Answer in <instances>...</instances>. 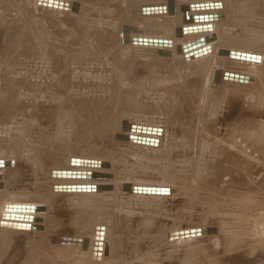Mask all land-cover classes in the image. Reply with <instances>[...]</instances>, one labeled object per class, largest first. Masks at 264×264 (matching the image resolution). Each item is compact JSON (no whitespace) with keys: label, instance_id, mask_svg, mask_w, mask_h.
I'll return each mask as SVG.
<instances>
[{"label":"bare ground","instance_id":"1","mask_svg":"<svg viewBox=\"0 0 264 264\" xmlns=\"http://www.w3.org/2000/svg\"><path fill=\"white\" fill-rule=\"evenodd\" d=\"M29 1L30 0H0V44L2 45L8 42H13V43L18 44V45L15 44L17 47L19 46L21 47L23 43L24 45H26V41L27 43L30 42L28 43L30 45L27 44L28 46H31L32 45L31 42H32L33 45H35V47H29V49L25 48L24 45L22 46L24 48L21 47L22 50L27 49V50H23L24 54L26 53L25 55L29 56L27 53H31V52H33L31 53V55L33 54L32 57H34V55H37V54H40V55L42 54L43 56L47 55V57L51 55L50 57H48V60L49 58L50 60H52L54 58L51 59V57L53 55L54 56L57 55V52H59L60 50H62L61 52H65L64 41H66V39L63 41L62 38H60L61 34L59 35L55 31L53 32L52 29H51L52 31H50L51 33L49 32V30H47L48 28L46 29L48 32L44 30L46 27L45 28L43 27L44 28L43 29L41 26L43 25L42 22H46V20H44L42 15L38 14L37 11L39 9H43V10L45 9L49 13L51 12L55 14L62 13L63 15L70 14V16L71 15L73 16L72 11L70 10V5L66 4L68 6V9L65 8L67 10L65 9L63 10L61 8L57 9V8L51 7L47 3V0H32L34 1V4H32L31 2L32 4V7H31L29 4ZM36 1L38 4H40V6L36 5ZM57 1L61 3H66V1L72 2L73 0H56V4L58 3ZM82 1L84 0H81V2ZM87 1L88 0H86V3L89 2ZM96 1L97 0H95V2ZM105 1L106 0L102 2H103V6L105 3L106 8L112 7L113 9L116 7V10H115L116 18L115 20H113V22L110 25L104 26L102 23L103 21L102 22L99 21L101 20L102 17L99 18V16L96 17L97 16L96 15L95 17L99 18V20L98 19L94 20L95 18L93 19L94 22L96 23L95 25H92L90 23L91 26H88V27L86 26L85 28H82V30L77 29V32L75 31V28L73 29V27L72 29H70L71 27H69V31H68L67 30L68 27H67L64 30V31L66 30L67 31L65 34L63 31V35H68L67 33L73 34L74 33L73 31H75L76 32L75 38H77L76 42L78 43L77 45L79 49V51L77 49V51L79 52L77 54L78 58L79 56L83 58L84 60L82 59V62L86 63V65L90 63L93 64V62L98 63L100 66L99 69H102L101 73L105 74V72H108V70L111 71V74L113 75V79L111 76L112 81L110 80V83L112 82L111 83L112 85L109 84L108 81L105 83L107 87L110 85L109 86L110 88L108 87L109 88L108 90L112 92V93L110 92L111 94L109 93L110 95L108 94L110 96L109 98L102 99V98H97L96 96H93L92 98H87V97L84 98L83 96L77 95L76 93L79 89L77 91L74 90V88L72 89L74 85H75V89L78 88V87L76 88L77 79L73 85L72 82H74V80L71 82L69 76L68 77L66 76V69L68 65L70 64L69 61L65 60L67 58H65L64 56V59L62 60L63 58L62 57L61 58L62 63L60 65L57 64L59 60H57L58 62H56L57 67L60 69L62 73V74L61 73L59 74L61 76L59 75L56 76V72H59V69L56 68V65L54 62L55 59L53 61L54 63L51 61L52 64L49 61L51 68H54L53 66L55 65L56 71L54 73L55 74L54 77L51 78L53 76L52 73L54 72L55 69L53 70L49 68L48 66L49 63H48V65L45 66L46 69L44 67L43 68L46 71L48 69L53 70V71L50 70L52 73L51 75L48 76V77L50 76L51 77L48 80L40 81L41 79H45V78H42L45 75L43 74L45 72L44 71L42 73L43 76L42 75H41L42 77L40 76L41 78L36 77V75H34L39 80L37 81L31 80V78L33 79L34 77L32 76L28 80V83L25 81L26 85L28 84L29 85L28 87L30 89L32 88L33 85H35L36 88L42 85L43 89H45L44 91H47L49 95L54 94V93L55 95H57L56 93H58L60 91L59 89H61L62 90L61 93L60 92L58 93V94H61L60 96L61 98H59L58 95L56 97L62 100L64 99V97L66 98V95H68V92H71L73 94L71 95L70 93L67 96L69 97L71 95L70 99L67 98V102L63 101V102H66L67 104L65 103V107L64 105L62 106L61 108L62 110L59 109V111H57L58 110L57 108H60L61 106L58 105L57 107L54 104V108L56 107V113L53 110V114L55 113V117L58 118L56 119L57 124H54V126L56 125V129L54 132H51V131L49 132V130L47 131L45 127H44L45 130H43V128L39 129L40 127L38 128V130H36L35 128H37L38 126L37 125L35 127L36 124L34 125L35 128L32 129V126L34 124L33 121L31 122L33 123L32 126H30L31 123L30 124H27L28 122L23 123L24 121H26L24 120L27 115L25 114L26 112L28 111L30 112L31 116L30 115L29 116L31 118L32 116H35L34 114L32 115V113H34L33 112L34 110L33 108H31L34 104L33 105L29 104L31 105V107L28 105V103H32V102L34 103V100L28 103H26L23 100L25 104L27 105L23 104L20 101V99H22V97L19 94L21 91L20 89H22V86L25 87V82H23V84L21 85V82L18 80V83H17L16 75L14 77L15 80L13 82L12 81L10 82V79L12 77H10L9 79L8 75L5 74L7 77L3 75L4 73L7 72V71H4L6 70L5 69L6 67L3 68L4 70H1L2 68H0L1 70L0 72L4 71L3 74L2 73L0 74V78L4 76V78L7 79L6 81L2 79L1 80L3 81V84L5 81V84L8 90L11 91L9 92L10 95L8 96L10 97L12 96V98L10 99L8 98L9 100H6L8 96L0 95V107H1L0 112L2 111V108H3V110L9 113V114H6L5 111H2L5 113L4 116L5 115L10 116L9 120H11V118H13L14 116L17 118H20V122H22L23 120L22 122L23 124L21 123L23 126L22 125L19 126V128L22 130L23 138L21 136L20 138L17 135H14L15 132L16 133L19 132L17 131L18 128L14 126L16 128V131L14 132L11 131L13 135L11 134V132H7L8 134H10L8 135L9 138L4 143L7 145L2 146L3 144L1 145V141H0V146H2V148L6 147L5 148L6 152L7 151L9 152L10 157H14V155L15 156L25 155L26 157L33 158L35 160L33 166L31 167L32 174H33V180L31 182L32 187H33L32 192L27 193L24 191L25 189L9 191L8 184L5 181L4 183L0 182L1 183L0 184V259L2 256H4L6 251L10 249L9 247L12 244L11 235L15 236L18 234L20 235L22 233L27 236L33 235L34 238L31 240L29 245H27L28 247L26 248V254L23 256V258L18 264H34V258L32 256L31 251H33L34 247L38 246V245L35 246L34 245L35 243L38 244V242L40 241L42 242L44 240H45L44 242L46 243V245L45 243L42 242L39 246L41 247V245L44 244L45 246L42 245L43 247L41 248H43V250L45 249L46 253L52 249V252L57 253L59 256L62 257V259L63 258L67 260L68 258L72 259L68 261V262L73 261V263L71 264H85V262L89 264H122L121 260L123 256H121V253L119 254L121 237L117 233H111V231L117 228L115 226H118V228H120L119 224L121 221L123 222V224H126V225L127 224L129 225V223H135V221L138 219L136 217H133L135 213H140L142 214V216L136 222L135 227L131 226L129 228L128 233H134L139 228H142V232H147L151 228L152 222H153L152 220L154 218V213H155V210L153 208L155 206H159V204H161L166 197L172 198L173 196H175V192H174L175 189H177L179 186L180 188H182L183 186L184 178L180 176L181 174L179 175L177 173L179 172V170L175 168L176 166H174V164L171 162V159H170L172 158L173 154L177 153L178 150H180V148L178 149V147L182 146V148H187V149L190 148L193 150H195L196 148L198 150V153L200 154V157L202 153L204 154L207 151V153H209L208 156H210L212 153V149L207 148V146L210 147V145L207 143V146H206L205 142L207 141L204 140L203 137L201 136L204 134L206 135L209 134L208 130L211 127V122L215 118L214 116L218 112V109L220 108L222 102L225 101L227 97L232 94H236V95L242 94L243 96H245L246 94L244 93L245 92L244 89L246 88L253 89V91L256 92L255 93L256 96L264 97V41H263L264 37L262 36V34L264 33V31L262 30V26L264 24L262 23L263 25L261 26L259 22L251 23L255 34L251 36L250 33L249 34L245 33L244 27L247 25V21L245 20L246 18L244 19V16H245L244 12H242L243 10L246 12L248 10V9L246 10L245 8L246 6L244 7L245 9H243L242 4H244V2L255 5L257 7L256 9L260 8L261 10H264V0H213L212 2L221 1V8L216 7L217 9L212 7L210 3L211 0H194L196 1L195 4H198V2H200V4L197 5L199 7L194 8L196 7V5H193V7L187 5L188 7L186 8V10L184 8V11L189 12L190 15L186 14L187 16L186 18L183 19L184 21L180 19L182 21L181 25H179L181 38L180 39L177 38L178 40H176L173 37V31L175 27L174 25L170 24V22L173 23V20L175 22V19H174L175 15H173L174 12L172 10L174 11L177 10L176 9L178 7L177 4L181 6L180 0H178L179 3L177 4H176V0H107L106 2ZM206 2H209V3L206 4ZM96 3H94V6H96L95 5ZM225 5H227L229 8L228 7L225 8ZM234 5L236 6L235 10L232 9V6ZM103 6L100 5V7H103ZM142 7L144 8V10L146 9L154 10V8H161L162 11L161 12L152 11V13L151 12L143 13ZM35 9L37 11H35ZM103 9L101 8V10ZM178 9L182 10L183 6L181 8L178 7ZM34 11L36 12V14L41 15V17L40 16L38 17ZM46 11H42V12L44 13ZM248 12H251V11L248 10ZM184 13H182L183 16L181 15L180 16L184 17L185 16ZM191 13L192 14L194 13V15H191ZM241 13L243 15V18H241L242 16L241 17L239 16V14ZM203 15L209 16L211 18L205 19L202 21L193 20L194 16L197 17V16H203ZM249 16L247 17V19L249 18ZM90 17L93 18L94 16H90ZM40 18L44 21L41 22ZM229 22L230 23L235 22L232 24H236L240 22L243 32H238V33L236 32L237 33L236 35L238 36L234 37L235 35L233 36V34L230 33V31L232 32V29H231L232 27L229 25L230 24ZM40 23L42 25H40ZM175 24H178V23H175ZM207 24L211 25L210 29L208 30H198V31H188L187 30V27L202 26V25L207 26ZM126 27L132 30L131 31L128 30L126 32L124 31L120 32L121 29L124 30ZM184 27L186 28V30L183 29ZM106 28H109V30L106 31ZM117 30L118 32H120L119 36H117V32H116ZM175 33H177L178 35V31ZM175 33L174 35H176ZM29 34H33V37L30 36ZM58 35H59V38H58ZM27 36L30 41L26 38ZM137 36L142 37V39L146 38L149 42H151V44L156 43V45H151L150 48H147L143 44H141V46L142 45L144 46V48H141L142 50L143 49L145 50V48H147L145 51H142V52H145L144 55L148 57L146 60H143L144 64L148 63V66L155 67L157 66L156 64H169L170 65L172 63L176 64L175 62H179L181 63L179 65L182 66V67L180 66L181 67L180 69L178 67L177 69H171L169 72L167 71V74L165 76V81L167 82V84H169L168 85L169 94L168 92L164 90V92L161 95L159 94L160 98L159 99L157 98L158 99L157 101L154 100V98L152 99L153 101L148 99L150 102L147 103L144 107L143 106L140 107L139 105L135 104V102L130 101L132 99L126 100L127 99L126 96L130 93V90L132 88L135 91L143 90L142 88L144 85L137 86V84H135L134 86H137V87L132 86L129 89L128 87L130 85L124 81L126 72L130 69L131 65L133 64V62L127 60L128 58L126 54H128V52L125 50L127 48H124V47L125 46L127 47V43L129 46V43L131 44L130 39H133V37L136 38ZM170 36H172L173 39L175 40L171 41L172 37ZM69 37L71 36L69 35ZM165 41H166V46L164 45ZM67 42H65L66 45H67ZM13 43H10L11 45L10 44L8 45L5 44V45L6 46L10 45L9 47H11ZM160 43L161 45H159ZM5 45L3 46L5 47ZM3 46H2V50H3ZM12 47L15 48L14 45ZM69 47H71V45ZM13 48H11L12 50L11 49L10 50L13 51ZM30 48H34L35 49L34 51L36 52H34L32 49H31V52H28ZM71 48L73 50V47ZM130 48L131 47L129 46L128 49ZM132 49L135 50L136 48H134L133 46L131 50ZM137 49H140V47L138 46ZM2 50L0 51L1 52L0 56L2 54ZM9 51H8V54L10 55L11 51L10 53ZM16 51H20V48L19 50L17 49ZM155 51L161 52L160 56L162 57L157 58L156 56H159V55L155 56L153 54L155 53ZM5 52L6 50L3 53L4 55L7 54ZM67 52L68 51H66V53ZM137 52H141V50L140 51L137 50ZM231 52H233V54ZM21 54L20 53L16 54L15 52V55L12 54V57L10 56L11 59H9V61H11L12 58L16 57V55L17 56L20 55L19 58L17 57V60L19 61L16 60V63L22 62L20 61V57L21 59L23 57V55L21 56ZM185 54H188V55L185 57ZM4 55L2 56L4 57ZM25 55L23 58L26 57V59H32V58H28ZM63 55L64 54H62V56ZM74 55H76V53H74ZM43 56L42 58H44ZM37 57L38 56H36V58ZM134 57L136 59L140 58V56L138 55H135ZM8 58L9 56L5 58L4 60ZM26 59H24V61ZM0 61H2V59H0ZM13 61L14 60H12V62ZM37 63L33 65L36 66L38 65ZM42 63H43V60H42ZM3 64H0V65L3 66ZM6 64L8 66L10 65L9 67H11V65L13 66L12 68L15 67L14 62H13L14 65L11 62L10 64L9 62ZM33 65H32V68L34 69L35 67ZM14 69L16 70L17 67H15ZM39 69H41L39 70V72H42L43 70L42 67ZM151 69H153V67ZM213 69L217 70L221 74L218 73L216 76L215 75L212 76L213 73H211V71ZM7 70H9V68H7ZM11 70H9V72L10 73L12 72L11 74H13L14 70L13 71ZM50 71L48 70L47 72H50ZM152 71L153 70H151L150 72ZM36 72H38V70H36ZM224 73L231 74V76L233 75V77L237 76V78L241 76L242 79L241 80H233V78L223 79ZM67 74H69V72ZM37 75H40V74H37ZM149 76L150 74L147 77L149 78ZM214 77L220 78L219 83L217 81H214ZM149 79H152V75L150 76ZM162 79L163 78H161V80ZM30 80L31 82H29ZM153 80L155 79L153 78ZM250 80L253 81L252 85H248V81ZM7 81H9L10 86L9 84L7 85L8 83ZM79 81L80 80L78 79V84L85 82V81L83 82L82 81L79 82ZM165 81H163V83ZM88 82L90 84H93L94 86L97 85L101 87L102 85L100 84H104L102 83L101 78L100 80L88 81ZM88 82L86 81L87 86H88ZM260 82H262V86H258V83ZM29 83H31V87ZM86 83L84 84L86 85ZM80 84H79L80 86L79 88H81ZM84 84L82 86L85 88L82 87V89L85 90L87 87L84 86ZM90 84H89V87L91 86ZM127 84H128V87H125ZM37 85L39 86L37 87ZM93 85L92 87H94ZM35 86H33V89ZM154 86H156V84ZM225 87H229L230 89L229 88L226 89ZM29 88L27 89V86H26V89H27L26 91L30 90ZM126 88L129 89L127 92L128 94L126 93L127 95L126 94H125L126 96L122 95L123 96L122 97L121 90L123 91V89L125 90ZM1 89L6 90V88L5 89L1 88ZM39 89L40 91L42 90L41 86ZM34 90L36 91V89ZM106 90L107 89H103V92ZM24 91H25V88H24ZM30 91L29 93H31ZM40 91H37V92L40 93ZM44 91L42 90L41 92H44ZM161 91L159 93H161ZM78 92L80 94L81 91L79 90ZM0 93L5 94L4 91H1ZM124 93L125 91L122 94ZM253 95L251 94L250 96L247 94L246 96L247 98H250V100H253V99L255 100ZM3 97H5V99H3ZM40 97L42 96L40 95ZM56 97H55V102H57ZM127 97L129 98V96ZM19 101L23 104V106H21L22 104ZM26 101H29V100L26 99ZM60 101L59 103L62 104L63 102L61 103ZM49 102H50V104L48 103L49 106L52 105L51 101ZM52 103H53V100H52ZM16 104L18 108H14ZM35 105H36V102H35ZM25 106H29V109L31 108V110H29ZM66 106L68 110L66 109L67 112L66 110L64 112V109L66 108ZM140 108H144V110H140ZM258 108H260L259 105H258ZM20 112L21 113L24 112L23 115H25V117L23 118L21 116L18 117L21 114ZM18 113L19 115L17 116ZM55 117L52 116L53 121ZM31 118H27V119H31ZM123 118H128V121L127 119L122 120ZM56 121L54 122L56 123ZM17 122L19 121L17 120ZM137 124L144 125L145 127L144 128L140 127L139 131H137L136 129H130V128L127 129V127H130V125L137 126ZM177 124L178 125L183 124L184 126H186L187 129H185V131H183V133L180 134L178 138H175L176 139L175 140L172 136H170V133L171 131H173L171 128ZM7 125L9 126V124H6V125L4 124V127ZM4 127L0 126L1 133L6 131L5 130L6 128H10V127H5V128ZM168 127H171V128L168 129ZM189 127H191L190 128L191 130L188 129ZM15 128L13 129L15 130ZM147 128H150V131L147 130ZM152 128H160L161 132L159 133L153 132L151 131ZM31 129L33 130V132H31L32 131ZM244 129H245L244 128V118L238 117L237 119L230 122L225 127L224 135L221 138L217 137L216 134L212 133L213 136L211 139V144L212 145L214 144L216 147L218 146L221 151L225 153L227 152L230 156L236 155L234 156V159L225 158L226 164H228L230 168L237 171V172H233L236 175L234 174L230 175L227 173L221 174L222 172H210L209 173L210 174L209 178L212 181V183H214L212 184V186L213 187L216 186L217 188L218 187L217 183H220L221 185L220 191L224 194V197H219V195L215 196L213 194V196L211 197V200L209 201V206L215 207V208H223L222 203L226 204V207H225L226 209L223 208L226 213L224 211H221V212H224L222 213L223 215H221V212L219 211L220 212L219 214L222 217L220 215L219 216L223 220L222 224L224 223L225 225H220V227H218L217 224L221 222V220H219L220 222L219 223L217 222L216 227L219 228L218 231L221 233L224 239L223 245H225L227 249L228 248L231 250L233 249L232 252L235 250L240 251V249L243 248L241 247V245L244 244V239L252 238L254 239V241H260V242L262 239H264V227L262 226L264 222V218H263L264 217V204H263L264 201L260 202L259 197H258V199L254 198L255 201L251 200L255 203L254 205L256 207H253V202L250 203L251 207L250 206L248 207V205L247 206L245 205L246 209L247 207L253 208L251 209L253 213L250 212L252 216H250V213L244 212L245 208H244V204H242L244 202V198L247 199V197H250L249 195L244 196V156L242 153L244 152V144L245 146L248 144V143H244ZM119 133L122 134V137L124 139L130 136L131 139L128 142V144L133 150H136V153H134V156L138 155V157L140 158L143 157V158L148 159V157L152 158V155L150 154L156 155L157 153L159 154L160 158L164 157L163 159L165 160L167 159V161L164 160L165 162L160 164V161H161L160 160L157 163L161 165L160 167L155 168L154 166H152V167H148L149 169L146 167L147 169H143V170L139 169L141 171L140 173L134 172L133 174L131 173L130 175H129L130 169L128 168V170H126L124 168L125 171L127 172H123L124 175H120L122 176V178L118 179L119 174L118 172L115 173V170H114L113 163L115 162L114 160L115 157L112 156V151L107 150L104 153L101 151L99 146L93 145L92 143L90 144V146L86 145V147L85 146L81 147L77 149V151L75 149L74 151H72V148H70V145H69L70 142L67 139V137L72 136L73 138L79 137L78 140L84 141V139L86 138L88 140V138L94 137L95 139L96 138L99 139V141H101V144H102L103 138L107 136L109 137L111 135L112 141L114 143L117 142L118 144L120 143V141L115 140L113 136ZM248 134H251L250 137H253L254 135H255L254 137H256L257 132L254 133V131H252V132H248ZM133 135L144 137V138H153V139L155 138L157 139V142L156 144H152V146L141 144V143L136 142V140H133V138L131 137ZM257 135L259 136V134ZM208 137L210 136L208 135L207 138ZM259 137L261 139L263 136H259ZM248 139L250 140V138ZM260 139L259 140L257 139V142L259 141L258 144L260 143ZM75 140L77 139L75 138ZM237 140H239V142L242 144V147H243V149L241 148L242 150L239 148H236L234 142H236ZM247 140L245 138L246 142ZM34 142L35 143L38 142V144H40L39 142H41L40 148L36 147ZM41 145L42 147L44 146V148H41ZM74 147L75 146H73V148ZM216 147H214V149ZM251 147L253 146H250L249 148ZM234 148L237 152H239V155L229 150V149H234ZM5 149L4 150L2 149V150L5 151ZM208 149H209V152H208ZM214 149L213 151L216 153ZM251 149L253 150V148ZM2 150L0 152H2ZM8 152L6 153V156H9ZM255 152H257V150ZM263 153L261 154L263 155ZM3 154L4 152H2V154L0 153V155H3ZM216 155L219 156L221 154L219 155L216 154ZM132 156L133 155H131V158ZM1 157L0 159L2 160L3 157L2 158ZM46 160H48V162H45ZM150 160L151 159H149V161ZM178 160L176 162L180 161ZM5 161L6 160L4 159V162ZM198 163L199 164L197 165H199V168L200 166L205 167L203 162L202 164H200L201 161H198ZM61 171H65V172L70 171V172H79V173L84 172V175L61 176L60 174H57V173H60ZM198 171H197V174H198ZM38 172L42 173L43 175L42 179L41 177L37 175ZM85 172L86 173L88 172L89 175H86ZM203 172L205 171L203 170ZM184 174L187 175L185 172ZM190 179L191 178L189 177L187 182H189L192 185L195 184V181H198V180H195V178L191 180ZM63 185L65 186L94 185L96 186V188L94 190H89V191H64V190H58L56 188V187H60ZM138 186L144 188L145 190L149 189V191L144 190L143 192L142 191L133 192L132 190L133 187H138ZM165 188L169 189L168 195H162L161 193L151 194L154 190L160 191V190H164ZM214 190L216 189L213 188V191ZM57 196H62L66 200L68 199L67 202H69V204L66 202L67 203L66 205L72 211L75 210L74 212H77L76 213L77 216H79V214H81L80 212L84 210L88 212L89 214H91V218H93L96 215L94 223L90 224L92 225V227L88 228V229H91L89 233L87 232L88 229H86V231L84 229L85 226L83 225L84 223H82L83 221L81 220L82 215L80 216V218L78 217L82 222L79 219L78 220L76 219L77 221L76 220L71 221V223L75 225V228H76L75 233L70 235V234H61L58 232V227L59 226L61 227L62 224L60 223V220L57 217L50 215L48 212V210L52 208L53 206V199L56 198ZM259 196H260V193H259ZM64 199L62 198L63 201ZM263 199L264 198L262 197L261 200ZM9 204L33 205L36 208L33 212L27 213L28 214L27 216H31L30 220H27V219L14 220V219H11L10 217H5L4 215H2V214H5V209H4L5 205H9ZM38 207H42L43 211L41 212L38 211ZM119 207H121V212H123V217L122 219L119 218L120 221L118 220L117 223H114L115 221L114 218L116 217L117 219V216L113 214V211L117 212L118 211L117 209ZM70 209H67V210H70ZM211 213L213 212L211 211ZM214 214L216 213L214 212L211 215H214ZM217 215L218 213L216 214V216ZM88 216L86 214L85 219ZM75 218H73V220ZM90 219L88 221H90ZM96 225H99V227L96 228L97 233H95ZM37 226L38 227L41 226L42 229L37 228ZM64 229H65V226H64ZM186 230H193V231L198 230L199 232H196L197 234H195L192 237H188V238H183V237L181 238V237L173 236V234L175 233L184 232ZM218 231L216 230V228H210V226L204 225V222H202L201 220L199 221V223L187 224L184 227L180 226L179 224H176V225L173 224L170 227L164 226L159 229L160 234H163V239L166 245H177V244L182 245L185 243H195V242L196 243L194 245H196L200 239H203V238L207 239L211 237L215 238L216 240L218 238V235H217L219 233ZM52 235L59 236V237L51 238ZM72 239L76 241L71 242ZM154 239L155 238L152 237V240ZM39 246L37 247L38 249L36 248L38 252L40 249ZM250 246L251 245H249V247ZM44 247L50 250L47 251V249ZM137 247L138 246H136L135 243L131 245L132 249L130 251L132 253V256L130 257L131 259L128 260L129 263L126 261L127 264H170V259L173 257L172 252L169 251L166 253L164 258L159 259L157 257V254L155 252H152V250L147 249L144 253H140L138 252ZM193 247L194 249H192V251H190L189 249L183 252V256H182L183 260L181 257L179 264H218L215 259H212L213 256L207 257L206 255H204V251L200 250V247H196V248L195 246ZM178 249L176 251H178ZM253 251H256V250H253ZM250 253L251 251L249 252V254ZM224 254L225 253H223V255ZM38 255L40 254L37 253V256ZM83 258H85V260H83ZM60 259L57 258V260H60ZM62 261H64V259Z\"/></svg>","mask_w":264,"mask_h":264},{"label":"rangeland","instance_id":"2","mask_svg":"<svg viewBox=\"0 0 264 264\" xmlns=\"http://www.w3.org/2000/svg\"><path fill=\"white\" fill-rule=\"evenodd\" d=\"M48 1V0H47ZM52 2H56V0H51ZM90 3H89V2ZM87 2L88 3H86V0H84V1H82L81 2V0L79 1V0H73L72 2H67L66 1V4L68 5H70V10L72 11V13H73V16L71 15L70 16V14H68L69 15V17H68V15H63L62 13V15L60 14V13H49L48 11H46L45 9L43 10V9H39V10H41V11H37L36 9H35V11H37V13L38 14H41L42 15V17L44 18V20H46V22H42V21H44V20H42L41 18V22H42V24L44 25H42L41 23H40V25H42L41 27L44 29V30H46L47 28V30H49V32L50 31H52L53 30V32L55 31L57 34H61V37L60 38H62V40L64 41L65 39H66V41H64V49H65V52H61L62 50H60L59 52H57V55H53L52 57H51V59L52 58H54L55 59V61H54V59H52V60H50V58H49V60H48V57H50V56H48L47 57V55H45V56H43L42 54L40 55V54H37V55H34V57H32L33 56V54L31 55V53H33V52H31V49L34 51L35 49L34 48H30V50L28 51V52H31V53H27L29 56H27V55H25L24 54V51L23 50H27V49H23L22 50V48H28L29 49V47H35V45H33V43L31 42V44L33 45H31V46H28V45H30V44H28V43H30V42H28L27 43V41H26V45H24V43L22 44V46L24 45V47H17L16 45H18L17 43H13V42H8V43H5L6 45H8V44H10V43H13L12 44V46L14 45L15 46V48H13L12 46L11 47H9V46H6L5 44H0V51L2 50V46L3 45H5V47L3 46V50H2V54H1V56L2 55H4L3 53H4V51L6 50V52L5 53H7L6 55H4V57L2 58L1 56H0V59H2V61H0L1 63L0 64H3V63H5V64H3V66L2 65H0V68H2L1 70H4L3 68L4 67H6L5 69L6 70H4V71H7L6 73H4V71H2V72H0V74L2 73H4L3 75L5 76V77H7L6 75H8L9 77V79H10V77H12L11 79H10V82L12 81H14L15 80V75H16V82L18 83V80L21 82V85L23 84V82H27L28 83V80L32 77V76H34V75H36V77H39V78H41L43 75H42V73L45 71V72H47L48 70L50 71L51 69H55V65H56V68H58L57 67V64L58 65H60L61 63H62V60L64 59V56H65V58H67V59H65V60H67V61H69V65H68V67H67V69H66V76L68 77L69 76V78H70V80H71V82L74 80V82H72V84L74 85V83L76 82V79H77V83H76V88L77 89H75V85L72 87V89L74 88V90H80L81 92H80V94H79V90L77 91V95H80V96H83L84 98H92L93 96H96L97 98H102V99H107V98H109L110 96V94L112 93L111 91H109L108 89L110 88L109 86V84H111L110 83V80H111V76H112V79H113V75L111 74V71H109L108 70V72H105V74L104 73H101L102 72V69H99L100 68V66H99V64L98 63H94L93 62V64L92 63H90V64H88V65H86V63H83L82 62V59L83 58H81L80 56H79V58H78V56H77V54L79 53L78 51H79V49H78V43L76 42L77 40V38H75V34H76V32H77V29H81L82 30V28H85L86 26L88 27V26H91V24L92 25H95L96 23L94 22V20H99V18H101V20H99V21H103L102 23H103V25L104 26H108V25H110L112 22H113V20H115V18H116V16H115V10H116V7L115 8H113L112 9V7L110 8V7H108V8H106L105 7V3H104V6H103V2L102 1H104V0H97L96 2H95V0L93 1V0H88ZM93 3H92V2ZM99 1H101V2H99ZM107 1V0H106ZM105 1V2H106ZM213 0H211V5H212V7H214V8H221V1H215V2H212ZM31 2H32V4H34V1H32V0H30L29 1V4H30V6L32 7V4H31ZM58 2V1H57ZM195 2L196 1H194V0H180V4H181V6H179V4H177V3H179V1L178 0H176V4H177V6L178 7H182L183 6V11L182 10H180V9H178V7L176 8L177 10H172L174 13H173V15H175V17H174V19H175V22H174V20H173V23L172 22H170V24H172V25H174V31H173V37L176 39V40H178V39H180L181 38V33H180V29H179V25H181V23H182V21L180 20V19H184V18H186V16L187 15H190V13L189 12H186V11H184V8H185V10H186V8L188 7V6H193V5H195ZM59 3V2H58ZM57 3V4H58ZM92 3V4H91ZM94 3H96L95 5L96 6H94ZM101 3V4H100ZM209 2H206V4H208ZM56 4V5H57ZM100 4V5H102L103 7H100V5H99V7H98V5ZM198 4H200V2H198ZM205 4V3H204ZM36 5L37 6H40V4H38L37 3V1H36ZM56 5H50L51 7H53V8H57V9H65V8H67L68 9V6L67 7H65V8H62V7H59V6H56ZM188 5V6H187ZM229 5V4H228ZM43 6V5H42ZM41 6V7H42ZM47 6V5H46ZM49 6V7H50ZM240 6V5H239ZM242 6H243V9H245L246 8V10L248 9L249 11H251V12H248V10H247V12L246 11H242V12H244V19L247 21V25L244 27V31H245V33H250V35L251 36H253L254 34H255V32H254V30H253V26H252V24L251 23H260V25L262 26L263 24H264V10H261L260 8V10L259 9H256L257 7L255 6V5H252V4H248V3H245L244 2V4H242ZM246 6V7H245ZM44 7H45V5H44ZM48 7V6H47ZM228 6L227 5H225V8H227ZM235 5L234 6H232V9L233 10H235ZM245 7V8H244ZM75 8V9H74ZM82 8V9H81ZM101 8L103 9V10H101ZM143 8V7H142ZM216 8V9H217ZM229 8V7H228ZM67 9H65V10H67ZM191 9H193V8H191ZM254 9H255V11H254ZM101 10V11H100ZM143 11V13H148V11L147 12H145L146 10H144V8L142 9ZM179 10V11H178ZM34 11V12H35ZM42 11H46V12H42ZM80 11V12H79ZM103 11H104V13H103ZM78 12V13H77ZM95 12H97V13H99V14H101V15H99V14H97V13H94ZM101 12V13H100ZM106 12V13H105ZM178 12V13H177ZM179 12H180V14H179ZM185 12V13H184ZM256 13V15H255V13ZM74 13H76V14H74ZM90 13V14H89ZM92 13V14H91ZM176 13V14H175ZM182 13H184V17H181V16H183V14ZM35 14H36V12H35ZM38 14H36L38 17L40 16L41 17V15H38ZM106 14V15H105ZM179 14V15H178ZM187 14V15H186ZM247 14H249V15H247ZM252 14V15H251ZM48 15H49V17H48ZM97 15V16H96ZM177 15V16H176ZM181 15V16H180ZM191 15H194V13L192 14L191 13ZM46 16V17H45ZM53 16V17H52ZM90 16H94L93 18L92 17H90ZM98 17L99 16V18H96V17ZM239 16L241 17V18H243V15H242V13L241 14H239ZM249 16V18L247 19V17ZM48 17V18H47ZM73 17V18H72ZM90 17V18H89ZM104 17V18H103ZM189 17V16H188ZM261 17V18H260ZM80 18V19H79ZM95 18V19H94ZM222 18V17H221ZM52 19V20H51ZM66 19H68V20H66ZM71 19V20H70ZM73 19V20H72ZM83 19V20H82ZM92 19V20H91ZM94 19V20H93ZM177 19V20H176ZM262 20V21H261ZM54 21V22H53ZM68 21V22H67ZM86 21V22H85ZM184 21V20H183ZM222 21V20H221ZM67 22V23H66ZM70 22V23H69ZM250 22V23H249ZM72 23V24H71ZM91 23V24H90ZM175 23H178V24H175ZM230 23V22H229ZM232 23H235V22H232ZM232 23H230L229 25L232 27L231 29H232V32L230 31V33L231 34H233V36L234 37H236V36H238V35H236L238 32H243V29H242V27H241V25H240V22H238V23H236V24H232ZM263 23V24H262ZM53 24H54V26H53ZM69 24V25H68ZM100 24V23H99ZM238 24V25H237ZM48 25V26H47ZM66 25V26H65ZM211 26L210 24H207V26ZM239 25H240V27H239ZM178 26V27H177ZM203 26V25H202ZM206 26V25H205ZM234 26V27H233ZM236 26V27H235ZM68 27V28H67ZM69 27H71L70 29H72V27H73V29L75 28V31H73L74 33L73 34H69V33H67L68 35H63V31L65 30V28H67V30L69 31ZM116 27V26H115ZM260 27V26H259ZM185 28V27H184ZM52 29V30H51ZM210 29V28H209ZM46 30V31H47ZM66 30V31H67ZM109 30V28H106V31H108ZM128 30H132V29H130V28H128V27H126L124 30L123 29H121L120 30V32H122V31H124V32H126V31H128ZM201 30H204V29H201ZM206 30H208V29H206ZM262 30L264 31V25L262 26ZM61 31V32H60ZM66 31H64V34L66 33ZM178 31V35H177V33H175V32H177ZM48 32V31H47ZM60 32V33H59ZM117 32V36H119V34H120V32H118V30L116 31ZM237 32V33H236ZM51 33V32H50ZM174 33L177 35H174ZM183 33V32H182ZM124 34V33H123ZM122 34V35H123ZM127 34V33H126ZM30 36H32L33 37V34H29ZM59 35H58V38H59ZM69 35L71 36V37H69ZM68 36V37H67ZM232 36V35H231ZM262 36L264 37V33L262 34ZM32 37H31V39H32ZM64 37V38H63ZM170 37H172V36H170ZM173 37H172V39H171V41H173V40H175V39H173ZM233 37V38H234ZM27 39H28V36L26 37ZM178 38V39H177ZM29 40V39H28ZM67 40H68V42H67ZM70 40V41H69ZM132 40V41H131ZM133 40H136V42L134 43L133 42ZM30 41V40H29ZM31 41H33V40H31ZM170 41V40H169ZM263 41H264V39H263ZM65 42H67V45H66V43ZM130 42H131V44L129 43V46L131 47V48H133V46H134V48H136L135 50H131V48L130 49H128L129 48V46H128V43H127V47L125 46L124 48H127V49H125L127 52H128V54H126V56H127V60H129V61H131V62H133V64L131 65V67H130V69L126 72V74H125V79H124V81L126 82V83H128L130 86L128 87V84L125 86V87H128L129 89L133 86V87H137V86H139V85H141V86H143V90H134L133 88L130 90V93L128 94L127 92H128V88H126L125 90L123 89V91L121 90V92L123 93L124 91H125V93L124 94H122L121 93V96L123 95H125L126 93L128 94H126L127 96H129V98L126 96V100H130V99H132V100H130V101H133V102H135V104H137V105H139L140 107H144L147 103H149L150 101L149 100H152L153 98H154V100H158L159 98H160V95L164 92V90L166 91V92H168V94H169V88H168V85L169 84H167V82L165 81V76H166V74H167V71L169 72L171 69H177L178 67H179V69L182 67L181 65H179V64H181V63H179V62H175L176 64H174V63H172V64H156L157 66H152L153 67V69H151L152 67H150V66H148V63H145L144 64V61L143 60H146L148 57L147 56H145L144 55V53L145 52H142V51H145L147 48H150V46L151 45H156V43H154V44H151V42H149L146 38H144V39H142V37H133V39H130ZM69 43V44H68ZM16 44V45H15ZM28 44V45H27ZM77 47H75L74 45ZM136 44H137V46H136ZM141 44H143L145 47H147V48H145V50L143 49H141V48H144V46L142 45L141 46ZM163 44V43H162ZM71 45V47H73V50H72V48L71 47H69ZM73 45V46H72ZM126 45V44H125ZM159 45H161V43L159 44ZM164 45L166 46V41L164 42ZM28 46V47H27ZM136 46V47H135ZM138 46L140 47V49H137L138 48ZM7 47V48H6ZM9 47V48H8ZM68 47H69V49H68ZM11 48H13V51H11L12 49ZM19 50V48H20V51H22V52H20V51H16L17 49ZM39 48V47H38ZM66 48H67V50H66ZM71 48V49H70ZM76 50H75V49ZM8 49V50H7ZM11 49V50H10ZM36 49H37V47H36ZM63 49V48H62ZM77 49H78V51H77ZM11 51V53H10V51ZM75 50V51H74ZM137 50L138 51H140L141 50V52H137ZM8 51H9V53H10V55L8 54ZM64 51V50H63ZM66 51H68L69 52V54H68V52L66 53ZM71 51V52H70ZM74 51V52H73ZM15 52H16V54H18V53H22L21 54V56L23 55V57H24V55L25 56H27L28 58H32V59H26V57L25 58H23L22 57V59H21V57H20V61H22V62H17L16 63V60H17V57L19 58V56L20 55H16V57H14V58H12V60H14L13 62L15 63V65L13 64V62H12V60L11 61H9V59H11L10 58V56L12 57V54H14L15 55ZM18 52V53H17ZM34 52H36V51H34ZM1 53V52H0ZM65 53H66V55H65ZM73 53V54H72ZM74 53H76V55H74ZM62 54H64L63 56H62ZM73 55V57H72V55ZM155 56L156 55H159V56H156L157 58H160V57H162V56H160L161 55V52H159V51H155V53H153ZM68 55V56H67ZM71 55V56H70ZM135 55H138V56H140V58H138V59H136L134 56ZM9 56V58L8 59H6V60H4L5 58H7ZM36 56H38L37 58H36ZM40 56V57H39ZM42 56L44 57V58H42ZM71 57V59H70V57ZM63 57V58H62ZM33 58H34V60H33ZM61 58H62V60H61ZM24 59H26L25 61H24ZM38 60V61H40V62H38V61H36V60ZM46 59V60H45ZM8 60V61H7ZM42 60H43V63H42ZM57 60H59V62L57 61ZM84 60V59H83ZM17 61H19V60H17ZM36 61V62H35ZM46 61V62H45ZM49 61L51 62H55V65L53 66L54 68H51V66H50V63H49ZM9 62V64H10V62L15 66V67H17V69L15 70L14 68H12L13 66L11 65V67H9L6 63H8ZM33 62V63H32ZM38 62V63H37ZM52 62H51V64H52ZM53 62V63H54ZM56 62H58L57 64H56ZM85 62V61H84ZM38 64V65H36V66H34L35 64ZM47 63V64H46ZM48 63H49V65H48ZM34 64V65H33ZM39 64H41V65H39ZM5 65H7V66H5ZM32 65L35 67L34 69L32 68ZM42 65H44V66H42ZM46 65H48L49 66V68H51V69H48L47 71L46 70H44V68H45V66ZM165 65H167V66H165ZM2 66V67H1ZM181 66V67H180ZM42 67V72H39V70H41V69H39V68H41ZM44 67V68H43ZM170 67H172V68H170ZM7 68H9V70H11V71H13L14 73L13 74H11L10 72H9V70H7ZM37 68V69H36ZM88 68V69H87ZM46 69V68H45ZM59 69V68H58ZM189 69V68H188ZM0 70V71H1ZM36 70H38V72H36ZM53 70H51V71H53ZM81 72H80V71ZM151 70H153L152 72H150ZM47 72V73H43V74H45V75H47V76H43L42 78H45V79H41L40 81H42V80H48L50 77H48L49 75H51V73L52 72ZM55 71H56V69L54 70V72L52 73V77L51 78H53L54 77V73H55ZM58 71V70H57ZM165 71V72H164ZM69 72V74H67ZM50 73V74H49ZM61 73V71H60V69H59V72H56V76L57 75H59ZM108 73V74H107ZM211 73H213V75L212 76H216L219 72L217 71V70H212L211 71ZM216 73V74H215ZM6 74V75H5ZM37 74H40V75H37ZM62 74V73H61ZM73 74V75H72ZM77 74V75H76ZM150 74V76L152 75V79H149L150 78V76H149V78L147 77L148 75ZM219 74H221V73H219ZM42 75V76H41ZM75 75V76H74ZM147 75V76H146ZM4 76H2L1 78H0V80L2 79V80H7V79H5L4 78ZM41 76V77H40ZM59 76H61V75H59ZM110 76V77H109ZM156 76H158V77H156ZM159 76H161V77H159ZM35 76L33 77V79L31 78V80H39L38 78H36ZM34 78H36V79H34ZM73 78V79H72ZM100 78H101V80H102V83H106L107 81L109 82V84H107V85H109L108 87L106 86V84L104 85V84H100V85H102V87L101 86H94L93 84H90L88 81H96V80H100ZM103 78V79H102ZM108 78V79H107ZM145 78H147V79H144ZM153 78L155 79V80H153ZM161 78H163L162 80H161ZM78 79L80 80L79 82H83V81H85L84 83H86V81L88 82V86H87V83H86V85L84 84V83H79L80 85H81V88H79L80 86H79V84H78ZM105 79V80H104ZM224 79V78H223ZM0 81V82H2V83H0V89L1 88H3V89H5L6 88V90H7V92H6V90H2L1 89V91H4L5 92V94H3V93H0V95H3V96H8V95H10L9 94V92H11V91H9L8 90V88H7V86H6V84H5V81H4V84H3V81ZM31 80L29 81V82H31ZM143 80V81H142ZM152 80V81H151ZM167 80V79H166ZM103 81H105V82H103ZM112 81V80H111ZM142 81V82H141ZM145 81V82H144ZM160 81V82H159ZM163 81H165L164 83H163ZM214 81H217L218 83H219V81H220V78H217V77H214ZM8 83H7V85L9 84V86H10V83H9V81H7ZM19 82V83H20ZM26 82H25V87H23L22 86V89H23V91H22V89H20L19 91H20V96L22 97V99H20V101L23 103V104H25V102L26 103H28V102H32L33 100H34V103L32 102V103H28V105L29 104H31V105H33L32 107H31V105H29L31 108H33V112L34 113H32V115L34 114L35 116H36V118H35V116H32V118L30 117L31 115H30V112L28 111V112H26L25 114H27L26 115V118L24 119V120H26V121H24L23 122V120H22V118L23 117H25V115H23V113L24 112H20L21 114L19 115V113L17 114V116L18 117H22L21 118V120H22V122L23 123H26V122H28L27 124H30L32 121H33V123H31L30 124V126H32V124H33V126H32V129H34L37 125V128H35L36 130H38V128L39 129H42L43 128V130H45L44 129V127L46 128V130L48 131L49 130V132L51 131V132H54L55 131V129H56V125L54 126V124H57V121H56V119H58V118H56L55 117V113H56V107L54 108V104L58 107V105H60L61 107L60 108H57L58 110L57 111H59V109H61L62 108V106L64 105V107H65V103L67 102V98H69L70 99V96L73 94V93H71V92H68V95L71 93V95L69 96V97H67L68 95H66V98L64 97V99L62 100V99H59V98H61L60 96H61V94H58L59 92L61 93V89H59L57 92L58 93H56L57 95H58V97L59 98H57L56 96L57 95H55V93L54 94H51V95H49V93L47 92V91H44L45 89H43V87H42V85H40L41 86V89L44 91V92H41L40 91V86L39 85H37V87L38 88H36V86L35 85H33V86H35L34 87V89H36V91L33 89V86H32V88L30 89L28 86V84L26 85ZM144 82V83H143ZM156 82V83H155ZM132 83V84H131ZM141 83V84H140ZM147 83H148V85H147ZM152 83V84H151ZM3 84V85H2ZM30 84V87H31V83H29ZM84 84V86H86L87 88L84 90V89H82V85ZM89 84L91 85L90 87H89ZM135 84H137V86H134ZM146 84V85H145ZM156 84V86H154ZM253 84V81H248V85H252ZM6 87H5V86ZM78 85V86H77ZM92 85L94 86V87H92ZM112 85V84H111ZM166 85H167V87H166ZM8 86V87H9ZM26 86H27V89L29 88L30 90H28V91H26L27 89H26ZM104 86H105V88H104ZM161 86V87H160ZM258 86H262V82H260V83H258ZM231 87V86H230ZM10 88V87H9ZM24 88H25V91H24ZM83 88H85V87H83ZM226 89L227 88H229V87H225ZM34 90V92H33V90ZM71 89V90H72ZM103 89H107L106 91H104L103 92ZM162 91H161V90ZM230 89V88H229ZM73 90V91H74ZM127 90V91H126ZM133 90V91H132ZM151 90V91H150ZM161 91V93H159L160 91ZM0 91V92H1ZM29 91L31 92V93H29ZM37 91H40V93H38ZM65 91V90H64ZM63 91V92H64ZM244 93L247 95H250L251 96V94L254 96V98H255V100L253 99V100H250V98H247V96L245 95V96H243L242 94H238V95H236V94H232V95H229L228 97H227V99L225 100V101H223L222 102V104H221V106H220V108L218 109V112L215 114V118L213 119V121L211 122V127L209 128V130H208V132H209V136L210 137H208L207 138V136L208 135H206V134H204V135H202L201 137H203V139L204 140H206L207 142H205V145L207 146V143L210 145V147H208L207 146V148H209V149H212V153H211V155L210 156H208L209 155V153H207V151H206V153H202L201 154V157H200V154L198 153V150L195 148V150H193V149H187V148H182V146L181 147H178V149L180 148V150H178V152L177 153H175V154H173L172 155V158H170L171 159V162L174 164V166H176L175 168L176 169H178L179 170V172H177L182 178H184V183H183V186H182V188H180V186L177 188V189H175V196H173L172 198L171 197H169V198H165L164 200H163V202L161 203V204H159V206H155L153 209L155 210V213H154V218H153V222H152V226H151V228L147 231V232H142V228H139V229H137L134 233H128V230H129V228L132 226V227H135V224H136V222L138 221V219L142 216V214H140V213H135L134 215H133V217H136V218H138L136 221H135V223H129V225L127 224H123V222L121 221L120 222V224H119V226H120V228H118V226H115V227H117V228H115L113 231H111V233H117L118 235H120V237H121V241H120V249H119V254L121 253V256H123L122 257V260H121V263L122 264H127V262L129 263V261L128 260H130L131 258V256H132V253H131V245L132 244H134L135 243V245L136 246H138L137 248H138V252H140V253H144L147 249H150V250H152V252H155L156 254H157V257L160 259V258H164L165 257V255H166V253L167 252H172V254H173V257L170 259V264H179V262H180V260H181V257L183 256V252L184 251H186V250H189L190 249V251H192V249H194V247L193 246H195V248L196 247H200V250H203L204 251V255H206L207 257L208 256H213V258L212 259H215L216 260V262L218 263V264H264V247H262V246H264V239H262L261 240V242L260 241H254V239H252V238H249V239H244V244L243 245H241V247H243L242 249H240V251H237V250H235V251H233L232 252V250L231 249H227L226 247H225V245H223L224 244V239H223V237H222V235H221V233L218 231V227H220V225H225L224 223L222 224V222H223V220H222V216L221 215H223L222 213H224L225 211H224V209H226L225 207H226V204L225 203H222V207L224 208H215V207H211V206H209V201L211 200V197L213 196V194L215 195V196H218L219 195V197H224V194L220 191L221 189V185H220V183H217V185H218V187L216 188V186L215 187H213L212 186V184H214V183H212V181L210 180V172H222L221 174H224V173H227V174H230V175H232V174H234V175H236L235 173H233V172H237V171H235L234 169H232V168H230L229 167V165L228 164H226V161H225V158H229V159H234V156H236V155H229L227 152L225 153V152H223V151H221L220 150V148L217 146H215L214 144L212 145L211 144V139H212V133L213 134H216V136L217 137H219V138H221L223 135H224V131H225V127L230 123V122H232V121H234L235 119H237L238 117H242V118H244V143H248L246 146H245V144H244V152L242 153L243 154V156H244V196H246V195H249L250 197H247V199L246 198H244V202L242 203V204H244V208L246 209V207H245V205L247 206L248 205V207L250 206L251 207V202H253V201H255V199L254 198H257L258 199V197H259V201L260 202H262V201H264V199L263 200H261L262 199V197L264 198V97H258V96H256V92L255 91H253V89H244ZM21 92H22V94H21ZM46 92V93H45ZM63 92H62V94H63ZM106 92V93H105ZM111 92V93H110ZM7 93V94H6ZM48 93V94H47ZM110 93V94H109ZM44 94V95H43ZM81 94H83V95H81ZM109 94V95H108ZM132 94V95H131ZM147 94V95H146ZM160 94V95H159ZM11 95H12V93H11ZM40 95L43 97H40ZM54 95V96H53ZM141 95V96H140ZM39 96V97H38ZM122 96V97H123ZM51 99H50V98ZM55 97H56V99H57V102H55ZM162 97V96H161ZM243 97H244V99H243ZM246 97V98H245ZM10 98H12V96L10 97V96H8L7 98H6V100H9ZM34 98H36V99H34ZM40 98V99H39ZM145 98V99H144ZM158 98V99H157ZM3 99H5V97H3ZM26 99L27 100H29V101H26ZM32 99V100H31ZM149 99V100H148ZM25 102H24V101ZM52 100H53V103H52ZM62 103L63 101H66V102H63L62 104H60L59 103V101ZM19 101V102H20ZM49 101H51V104L52 105H50V106H52V107H50L49 106V104H50V102ZM153 101V100H152ZM259 101H261V102H259ZM20 102V103H21ZM35 102H36V105H35ZM37 102H38V104H37ZM127 102V101H126ZM21 103V104H22ZM49 103V104H48ZM260 103V104H259ZM263 103V104H262ZM23 104L21 105V106H23ZM41 104V105H40ZM67 104V103H66ZM262 104V105H261ZM25 105H27V104H25ZM256 105H257V107H256ZM258 105H259V107L260 108H258ZM19 106H20V104H19ZM29 106H25V107H27L28 109H29ZM34 106H35V108H34ZM262 106V107H261ZM63 107V108H64ZM14 108H18L17 107V104L15 105V107ZM31 108L29 109V110H31ZM0 109H1V107H0ZM36 109V110H35ZM67 109V106H66V108L64 109V112H65V110ZM53 110H54V114H53ZM62 110V109H61ZM68 110V109H67ZM67 110H66V112H67ZM140 110H144V108H140ZM2 111H5V110H3V108H2ZM0 112V126H3L4 127V124L6 125V124H9V126L7 125V126H5V127H10V128H6L5 130L6 131H4L3 133H1L0 132V137H2L3 139H4V141H3V139L2 138H0V141H1V145L2 146H4V145H7V144H4L6 141H7V139L9 138V136L8 135H10V134H8L7 132H14V131H16V128H18L17 129V131H19L18 133H14V135H17L18 137H22L23 138V136H22V130L19 128V126L20 125H22L23 123L22 122H20V118H17V117H13V118H11V120H9L10 119V116H4V112ZM6 112V111H5ZM6 114H9V113H7L6 112ZM53 114V115H52ZM30 115V116H29ZM29 116V117H28ZM52 116H54L55 118H54V121H56V123L53 121V118H52ZM9 117V118H8ZM125 117V116H124ZM130 117H132V116H130ZM130 117H129V119H130ZM27 118H31V119H27ZM3 119V120H2ZM7 119H8V121H7ZM15 119H16V121H15ZM33 119V120H32ZM126 120L127 119V121H128V118H123L122 120ZM13 120V121H12ZM17 120L19 121V122H17ZM28 120V121H27ZM12 121V122H11ZM17 122V123H15V122ZM10 122V123H9ZM11 123H12V125H11ZM17 125H15V124ZM20 123V124H19ZM22 123V124H21ZM36 124V125H35ZM34 125H35V127H34ZM15 128V130L12 128ZM15 126V127H14ZM23 126V125H22ZM21 126V127H22ZM26 126V125H25ZM29 126V125H28ZM137 126H139V127H145L144 125H141V124H137ZM183 126V127H182ZM4 127V128H5ZM12 128V129H11ZM24 128V127H23ZM171 127H168V129H170ZM191 127H189L188 129L189 130H191L190 129ZM259 128V129H258ZM11 129V130H10ZM31 129V130H32ZM157 129V128H156ZM173 131H171V133H170V136H172L174 139L175 138H178V136L180 135V134H182L183 133V131H185V129H187L186 128V126H184L183 124L181 125V124H177V125H175L174 127H172L171 128ZM247 129H249V130H247ZM8 130H10V131H8ZM21 130V131H20ZM35 131V130H34ZM252 131H254V133H256L257 132V134H259V136H263L261 139H260V137L256 134V137H250L251 136V134H248V132H252ZM11 132V134L13 135V133ZM31 132H33V130L31 131ZM262 132V133H261ZM261 133V134H260ZM246 135V136H245ZM249 135V136H248ZM8 136V137H7ZM135 135H133V136H131L132 138L134 137ZM248 136V137H247ZM20 137V138H21ZM114 137V139L115 140H119L120 141V143H118L117 144V142H113L112 141V139H111V135L108 137H104L103 138V143L101 144V141H99V139H95L94 137H92V138H88V140H87V138L86 139H84V141L83 140H78V138L79 137H67V139L69 140V145H70V148H72V151H74V149L77 151V149H79V148H81V147H86V145H89L90 146V144L92 143L93 145H96V146H99V148L101 149V151L102 152H106L107 150H110V151H112V156L113 157H115L114 158V160H115V162L113 163V165H114V170H115V173L116 172H118V179L119 178H122V176H120V175H124L123 174V172H127V171H125V169L126 170H128V168L130 169L129 170V175L132 173H134V172H136V173H140L141 171L140 170H143V169H147L148 167H152V166H154L155 168L156 167H160L161 165L160 164H162L163 162H165V161H167V159L165 160V159H163L162 157V159L160 158V156H159V154H157L156 153V155H153V154H150V152H149V154L150 155H152V158L151 157H148V159H146V158H143V157H138V155L136 156H134V153H136V150H133L131 147H130V145L128 144V142L130 141V136L128 137V138H126V139H124L123 137H122V134L121 133H119V134H116V135H114L113 136ZM137 137H140V136H135V138H137ZM75 138L77 139V140H75ZM140 138H144V137H140ZM245 138H246V140L248 139V138H250V140L248 141L247 140V142L245 141ZM2 139V140H1ZM153 139V138H152ZM253 139V140H252ZM257 139L259 140L260 139V143L258 144V142H257ZM73 142H72V141ZM154 140H157V139H155L154 138ZM176 140V139H175ZM256 140V141H255ZM261 140H262V142H261ZM252 141V142H251ZM84 142V143H83ZM157 142V141H156ZM210 142V143H209ZM255 142V143H254ZM257 142V143H256ZM35 143V142H34ZM37 143V144H36ZM35 143V146L36 147H39L40 148V144H41V142H39L40 144H38V142H36ZM138 143H141V144H145V145H151L152 146V144H150V143H145V142H138ZM85 144V145H84ZM117 144V145H116ZM128 144V145H127ZM156 144V143H155ZM234 144H235V146H236V148H239V149H243V147H242V144L239 142V140H237L236 142H234ZM255 145V147H254V145ZM80 145V146H79ZM120 145V146H119ZM212 145V146H211ZM260 145V146H259ZM2 146H0V151L3 149H5L6 147H3L2 148ZM73 146H75L74 148H73ZM250 146H253V147H251V148H253V150L251 149V148H249ZM213 147V148H212ZM214 147H216L215 149H214ZM258 147V148H257ZM262 149H261V148ZM41 148H44V146L42 147V145H41ZM182 149H183V151H182ZM209 149H208V152H209ZM213 149L216 151V153L213 151ZM241 149V150H242ZM2 150V152H4V154H5V156H4V154L3 155H0V157L2 156H4L3 157V161L1 160L0 161V182H2V183H4V181L8 184V187H9V191H16V190H24L25 192H27V193H30V192H32L33 191V187H32V184H31V182H32V180H33V174H32V166H33V164H34V162H35V160L33 159V158H28V157H26L25 155H14V157H10V154H9V152H8V154H9V156H6V149H5V151H3ZM127 150V151H126ZM229 150H231L232 152H235V154H237V155H239V152H237L236 150H235V148L234 149H229ZM257 150V152H255ZM75 151V152H76ZM2 152H0L1 154H2ZM6 152V153H5ZM183 152V153H182ZM221 152H223V153H221ZM254 152V153H253ZM201 153V152H200ZM215 153V154H214ZM261 153H263V155L261 154ZM7 154V155H8ZM113 154H115V155H113ZM216 154H221V155H219V156H217ZM129 155V156H128ZM131 155H133L132 156V158H131ZM215 157H214V156ZM24 156V157H23ZM156 156V157H155ZM1 157V158H2ZM5 157H7V158H5ZM10 157V158H9ZM118 157V158H117ZM119 157H121V158H123V159H121V158H119ZM12 158V159H11ZM208 158V159H207ZM4 159L6 160L5 162H4ZM10 159V160H9ZM120 159V160H119ZM149 159H151L150 161H149ZM155 159V160H154ZM157 159V160H156ZM180 161H179V160ZM137 160V161H136ZM161 160V161H160ZM165 160V161H164ZM175 160V161H174ZM179 161V162H176V161ZM212 160V161H211ZM31 161V162H30ZM119 161V162H118ZM120 161H121V163H120ZM155 161V162H154ZM160 161V164H157L158 162ZM198 161H201V163L200 164H202V162L204 163V166L205 167H207V168H205V167H203V166H200V168H199V165H197V164H199L198 163ZM45 162H48V160H46ZM123 162V163H122ZM127 162V163H126ZM181 162V163H180ZM185 162V163H184ZM152 163V164H151ZM207 163V164H206ZM178 164V165H177ZM206 164V165H205ZM212 166V168H211V166ZM210 166V167H209ZM138 167V168H137ZM147 167V168H146ZM179 167H181V168H179ZM196 167H197V169L199 170H197L196 169ZM208 167H209V169H208ZM125 168V169H124ZM204 168V169H203ZM140 169V170H139ZM149 169V168H148ZM200 169H202V170H200ZM136 170V171H135ZM203 170L205 171V172H203ZM210 170H212V171H210ZM197 171H198V174H197ZM183 172V173H182ZM184 172L188 175H185L184 174ZM196 172V173H195ZM200 173V174H199ZM263 173V174H262ZM183 174H184V176H183ZM195 174H196V176H195ZM202 174V175H201ZM39 177H41V179L43 178V175H42V173L41 172H38V174H37ZM190 175V176H189ZM201 175V176H200ZM194 176V177H193ZM198 176V177H197ZM191 178V179H193V178H195V180H198V181H195V184H190L189 182H187V180H188V178ZM202 177V178H201ZM200 178V179H199ZM190 179V180H191ZM1 184V183H0ZM193 186H195V187H193ZM127 188V187H126ZM180 188V189H179ZM213 188H215L216 190H214L213 191ZM28 189V190H27ZM233 190H235V189H233ZM76 191H78V190H76ZM79 191H82V190H79ZM163 191V192H162ZM166 193H165V192ZM124 192V191H123ZM155 194V193H161L162 195H168L169 194V189L168 188H165L164 190H158V191H153L151 194ZM253 193H255V194H253ZM259 193H260V196H259ZM233 194V193H232ZM258 194V195H257ZM61 197V198H60ZM62 198L64 199V197H62V196H57L56 198H54L53 199V206H52V208H50L49 210H48V212H49V214L50 215H53L54 217H57L59 220H60V223L62 224L61 225V227L59 226L58 227V232L59 233H61V234H73V233H75V230H76V228H75V225L73 224V223H71V221H75L76 219L78 220L79 218H80V216H81V220L83 221H81L80 219V221L82 222V223H84L83 225L85 226L84 227V229H85V231H86V229H88V228H91L92 227V225H90L91 223L93 224L94 223V221H95V216L93 217V218H91V214H89L88 212H86L85 210V212L84 211H82L83 212V214H82V212H80L81 214H79V216H77L76 215V213L77 212H74V211H72L66 204L68 203L69 204V202H67L68 201V199L66 200V199H64V201L62 200ZM66 200V201H65ZM223 200V199H222ZM251 200H253V201H251ZM58 202V203H57ZM60 202H62V203H60ZM67 202V203H66ZM250 205H249V204ZM60 204V205H59ZM204 204V205H203ZM255 203L253 202V207H256L255 205H254ZM264 204V203H263ZM55 205V206H54ZM210 209H209V208ZM247 207V209L245 210L244 209V212H248V213H253L252 212V210L251 209H253V208H248ZM56 208V209H55ZM112 208H113V206H112ZM67 209H70V210H67ZM216 209H218V210H215ZM221 209H223V210H221ZM255 209V208H254ZM52 210V211H51ZM118 211L116 212V211H113V214L115 215V216H117V219H116V217L114 218L115 219V221H114V223H117V221L119 220L120 221V219H122V217H123V212H121V207H119L118 209H117ZM207 210H208V212H207ZM248 210H250V211H248ZM211 211L214 213H218V215L216 216V214H214V215H211V214H213V213H211ZM218 211V212H217ZM221 211H224V212H221V215L219 214ZM54 214H53V213ZM52 213V214H51ZM87 214V220L85 219V217H86V214ZM207 213V214H206ZM226 213V212H225ZM250 213V216H252V214ZM85 214V215H84ZM57 215V216H56ZM83 215H84V217H83ZM221 217H220V216ZM69 217V218H68ZM76 217V218H75ZM79 217V218H78ZM199 217V218H198ZM67 218V219H66ZM73 218H75L74 220H73ZM82 218H84V219H82ZM90 219V221H88L89 219ZM120 218V219H119ZM248 218H249V216H248ZM264 218V217H263ZM224 219V218H223ZM64 220V221H63ZM76 220V221H77ZM86 220V221H85ZM202 221V222H204V225H207V226H210V228H216V230L219 232L217 235H218V238L215 240V238H213V237H211V238H203V239H200L198 242H197V244L196 245H194L195 243H185V244H177V245H166L165 244V242H164V239H163V234H160V232H159V229L161 228V227H164V226H168V227H170L171 225H176V224H179L180 226H186L187 224H195V223H199V221ZM219 220H221V222L219 221ZM80 221H78V222H80ZM85 221V222H84ZM90 222V223H89ZM211 222V223H210ZM217 222L219 223V224H217ZM65 223V224H64ZM86 223V224H85ZM203 224V223H202ZM218 225V227H216L217 225ZM90 227H89V226ZM170 225V226H169ZM64 226H65V229H64ZM263 227H264V222H263V225H262ZM99 227V225H96L95 226V233H97V231H96V228H98ZM37 228H41V226L40 227H38L37 226ZM102 228V227H101ZM42 229V228H41ZM61 231H60V230ZM118 229V230H117ZM89 231H91V229H88V233H89ZM143 234H142V233ZM91 233V232H90ZM84 234V233H83ZM28 237V238H27ZM53 237H59V236H55V235H52L51 236V238H53ZM152 237H154L155 239L154 240H152ZM34 238V236L33 235H25V234H18V235H15V236H13V235H11V243L13 244H11V246L9 247L10 249H8L7 251H6V253L4 254V256H2L1 257V259H0V264H18L20 261H21V259L23 258V256L26 254V248L28 247L27 245H29V243L31 242V240ZM163 240V241H162ZM214 240V241H213ZM45 241V240H44ZM44 241H42L43 243H45ZM41 241L40 242H38V244L37 243H35L34 245L35 246H39L41 243H42ZM258 242V243H257ZM263 242V243H262ZM26 243V244H25ZM95 243V242H94ZM162 243V244H161ZM203 243V244H202ZM251 245L250 247H249V245ZM251 243V244H250ZM254 243H256V244H254ZM189 244V245H188ZM191 244V245H190ZM192 244H193V246H192ZM254 244V245H253ZM43 246H45L46 245V243H45V245L44 244H42ZM41 245V247H43ZM198 245V246H197ZM220 245V246H219ZM245 245H247V246H245ZM37 246V247H38ZM161 246H163V247H161ZM37 247H34V249H33V251H31L32 252V256H33V258H34V264H67V263H69V264H71V263H73V261H71V262H68L69 260H72V259H69L68 258V260L67 259H65V258H63L64 259V261H62L63 259H62V257L61 256H59L57 253H55V252H52V249L50 250V249H47L46 247H44V248H46L47 249V251L48 250H50V251H48L47 253H46V250L44 249L43 250V248H41L40 246H39V252H38V250H36V248ZM181 247H182V249H181ZM228 247V246H227ZM255 247V248H254ZM179 248V249H178ZM184 248V249H183ZM188 248V249H187ZM249 248V249H248ZM258 248H259V250H258ZM38 249V248H37ZM178 249V251H176ZM213 249H215V250H213ZM11 250V251H10ZM206 250V251H205ZM229 250V251H228ZM248 250H250L251 251V253L249 254V252L250 251H248ZM253 250H256V251H253ZM53 251H55V250H53ZM216 251H218V252H216ZM22 252V253H21ZM228 252H230V253H228ZM36 253V254H35ZM37 253L38 254H40V255H38L37 256ZM49 253H50V255H49ZM223 253H225L224 255H223ZM257 253V254H256ZM261 253H263V254H261ZM248 254V255H247ZM44 257H43V256ZM220 255V256H219ZM47 256V257H46ZM83 257H85V256H83ZM176 257V258H175ZM36 258H37V260H36ZM57 258L58 259H60V260H57ZM98 258H100V257H98ZM174 258V259H173ZM193 258V257H192ZM5 259V260H4ZM53 259V260H52ZM56 259V260H55ZM123 259H124V261H123ZM209 259H211V258H209ZM250 259H252V260H250ZM67 260V261H66ZM83 260H85V258H83ZM182 260H183V257H182ZM127 261V262H126ZM248 261H250V262H248ZM252 261V262H251ZM263 261V262H262ZM67 262V263H66ZM124 262V263H123ZM85 264H89V263H87V262H85Z\"/></svg>","mask_w":264,"mask_h":264},{"label":"water","instance_id":"3","mask_svg":"<svg viewBox=\"0 0 264 264\" xmlns=\"http://www.w3.org/2000/svg\"><path fill=\"white\" fill-rule=\"evenodd\" d=\"M47 3L49 5H56V2H52L51 0H48ZM196 7L194 8H198L199 6H197L198 4H195ZM56 6H59V7H62V8H65L67 7L66 3H61L59 2ZM193 7V6H192ZM75 9V8H74ZM146 11H148L149 13L152 11L153 12H161L162 9L161 8H154L153 9H146ZM211 17L209 16H206V15H203V16H194L193 17V20H205V19H209ZM210 26H193V27H187V30L188 31H198V30H201V29H209ZM184 30H186V28H183ZM133 42L135 43L136 40H133ZM199 51V50H198ZM233 54V52H231ZM188 54H185V57L187 56ZM224 79H228V78H233V80H241V76H239L237 78L236 77H233V75L231 76V74H227V73H224L223 75ZM130 128V129H136L137 131L140 130V127L139 126H134V125H130V127H127V129ZM143 130V129H142ZM147 130L150 131V128H147ZM153 132H161V129L160 128H152ZM133 140H136V142H145V143H150V144H155L157 140H154L152 138H140V137H137L135 138V136L133 137ZM86 173V172H85ZM57 174H60L61 176H70V175H75V176H81V175H84V172H70V171H61L60 173H57ZM86 175H89V173L87 172ZM58 190H64V191H76V190H82V191H89V190H94L96 188V186L94 185H71V186H60V187H56ZM133 192H143L145 189L142 188V187H133ZM145 191H149V189H146ZM36 207H34L33 205H19V204H9V205H5L4 209H5V214H2L4 215L5 217H10L11 219H14V220H19V219H27V220H30L31 219V216H27L29 212H33L35 210ZM38 211H43V208L42 207H38ZM196 232H199L198 230L197 231H193V230H186L184 232H178V233H175L173 234V236H176V237H183V238H188V237H192L194 236L195 234H197ZM76 240L72 239L71 242H75Z\"/></svg>","mask_w":264,"mask_h":264}]
</instances>
